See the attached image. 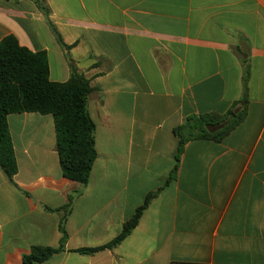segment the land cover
I'll use <instances>...</instances> for the list:
<instances>
[{
    "label": "crops",
    "instance_id": "1",
    "mask_svg": "<svg viewBox=\"0 0 264 264\" xmlns=\"http://www.w3.org/2000/svg\"><path fill=\"white\" fill-rule=\"evenodd\" d=\"M44 2L49 17L0 0V43L46 53L53 82L73 69L91 81L97 159L88 184L69 180L53 116L8 117L18 172L0 168V264L59 247L63 221L65 249L46 264H264V0ZM237 102L227 137L179 154L189 117ZM149 195L135 229L99 249Z\"/></svg>",
    "mask_w": 264,
    "mask_h": 264
},
{
    "label": "trees",
    "instance_id": "2",
    "mask_svg": "<svg viewBox=\"0 0 264 264\" xmlns=\"http://www.w3.org/2000/svg\"><path fill=\"white\" fill-rule=\"evenodd\" d=\"M33 1L43 14L49 17L50 9L44 0ZM51 27L57 34L59 42L63 44L52 24ZM93 90L91 81L75 69L72 70L71 78L67 82L51 81L46 53L32 52L21 46L13 35L1 41L0 168L10 181L13 182L18 165L8 117L11 114L39 113L52 115L54 118L57 151L64 177L82 185L88 184L97 159L96 125L88 110V100ZM239 104L241 103H235L225 114L189 117L184 125L175 130L180 137L179 154L189 140L220 142L227 137L244 119V109L238 114L234 112V108ZM152 197L153 195L147 197L145 203L124 224L122 232L112 243L99 249L111 248L121 243L138 225ZM71 201L72 196L69 199V202ZM60 229L63 237L59 247L33 246L30 252L22 257V264H46L55 254L64 250L67 240L65 221L62 222Z\"/></svg>",
    "mask_w": 264,
    "mask_h": 264
}]
</instances>
